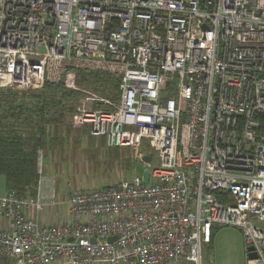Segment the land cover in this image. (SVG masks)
<instances>
[{"label":"built area","instance_id":"obj_1","mask_svg":"<svg viewBox=\"0 0 264 264\" xmlns=\"http://www.w3.org/2000/svg\"><path fill=\"white\" fill-rule=\"evenodd\" d=\"M72 71L119 80L116 104L74 123L109 147L146 141L159 166L140 153V176L75 192L63 225L23 215L40 195L7 192L0 264H201L215 226L264 264V0H0L1 89Z\"/></svg>","mask_w":264,"mask_h":264},{"label":"trees","instance_id":"obj_2","mask_svg":"<svg viewBox=\"0 0 264 264\" xmlns=\"http://www.w3.org/2000/svg\"><path fill=\"white\" fill-rule=\"evenodd\" d=\"M70 73L75 81L70 86L63 78L56 84L44 83L40 89L0 88V176L7 192L18 198L35 196L38 150L48 158L49 151L63 146L62 132L73 115L81 109L109 110V104L119 100L118 78L99 72ZM85 87L94 98L82 90Z\"/></svg>","mask_w":264,"mask_h":264},{"label":"rangeland","instance_id":"obj_3","mask_svg":"<svg viewBox=\"0 0 264 264\" xmlns=\"http://www.w3.org/2000/svg\"><path fill=\"white\" fill-rule=\"evenodd\" d=\"M65 78L69 86L75 82L73 73ZM82 90L91 98L95 97L86 87ZM69 121L68 128L65 127L62 132L63 146H57L53 152L49 151L48 159H42V172L48 170L52 175L58 196L66 198L81 190L116 186L135 175L140 176L145 169L137 158L140 153L149 155L151 168L159 166L156 150L149 147L146 141L137 146L109 147L106 137L91 136L89 127L77 125L73 117ZM0 180H4L3 176ZM209 243L202 246L201 264H245V248L239 229L215 226ZM170 264L188 263L182 260Z\"/></svg>","mask_w":264,"mask_h":264},{"label":"crops","instance_id":"obj_4","mask_svg":"<svg viewBox=\"0 0 264 264\" xmlns=\"http://www.w3.org/2000/svg\"><path fill=\"white\" fill-rule=\"evenodd\" d=\"M42 157H43V152H42ZM6 193L7 190L5 187V180H0V197L5 195ZM52 193H54L55 205L49 206L50 196ZM36 195H40L42 197L43 202L47 203V205H45L43 210L40 212H36L32 208L24 211L23 215L25 217L35 218L41 224H45V225H63L71 221V216L69 214V206L67 203L70 196L65 198L64 196L60 197L56 194L54 189V180L52 175H50V173L48 172V170L45 171L44 173L42 172L41 175L39 176L35 196ZM34 197H30V198H34ZM0 228L1 229L6 228V222L3 218H0ZM245 260H246V254H245Z\"/></svg>","mask_w":264,"mask_h":264},{"label":"water","instance_id":"obj_5","mask_svg":"<svg viewBox=\"0 0 264 264\" xmlns=\"http://www.w3.org/2000/svg\"><path fill=\"white\" fill-rule=\"evenodd\" d=\"M143 158V160L145 161V162H149L150 160H151V158L149 157V156H144V157H142ZM148 181V175L147 174H145L144 175V180H143V182H141L142 184H145V182H147ZM112 240V239H111ZM110 240V241H111ZM252 249L251 248H249L247 251L249 252V251H251ZM248 255V258H250V259H253V258H255V255L254 254H252V253H247Z\"/></svg>","mask_w":264,"mask_h":264}]
</instances>
